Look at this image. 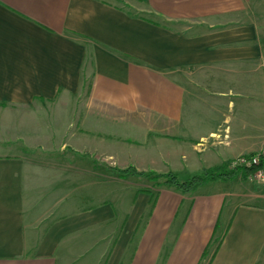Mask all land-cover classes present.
<instances>
[{"label":"crops","instance_id":"1","mask_svg":"<svg viewBox=\"0 0 264 264\" xmlns=\"http://www.w3.org/2000/svg\"><path fill=\"white\" fill-rule=\"evenodd\" d=\"M263 146L264 0H0V264H264L262 188L117 172Z\"/></svg>","mask_w":264,"mask_h":264},{"label":"trees","instance_id":"2","mask_svg":"<svg viewBox=\"0 0 264 264\" xmlns=\"http://www.w3.org/2000/svg\"><path fill=\"white\" fill-rule=\"evenodd\" d=\"M229 163L230 161L228 160L218 166L205 168L199 173L193 174L191 177H188L185 180H179L177 173L172 171H169L165 174H156L155 172H138L135 168L128 167L123 170H117V172H119L120 175H123L124 173L131 171L132 174L143 175L146 178L152 179V181L157 182L155 184L160 187H172L179 192L189 193L195 191L199 186H203L205 184H208L209 182H213L216 180H233L239 175L247 178L253 172L252 169H245L240 167L230 168ZM160 177L164 178V180L158 182L157 179ZM140 191L149 192L151 194L153 193L151 190L147 189H140Z\"/></svg>","mask_w":264,"mask_h":264},{"label":"rangeland","instance_id":"3","mask_svg":"<svg viewBox=\"0 0 264 264\" xmlns=\"http://www.w3.org/2000/svg\"><path fill=\"white\" fill-rule=\"evenodd\" d=\"M87 85H88V82L85 83V86H84V90H83V95H81V97H75L73 100H71V103H80V102H84L83 100H85L86 98V93H87ZM76 114V113H75ZM74 114L70 115V119H76V116L73 117ZM18 147H21V149H19ZM17 149L18 151L22 152L23 154H31V153H35V154H38V156L42 157V156H45V152L46 151H51V150H45L44 148H41V146H38V147H33V148H29L27 145L25 144H22V145H18ZM54 152H52L54 155H53V160L55 163H59V166H61V164H64V165H67L68 163H72L73 160L71 157H62L61 156V153H70L71 150L70 149H67V148H64L63 150L61 149H54L53 150ZM59 153V154H58ZM230 161V160H229ZM104 167H107L105 164H102ZM138 171V170H137ZM138 172H153V171H138ZM169 172V171H168ZM196 172H200V171H196ZM156 174H165L167 172H155ZM119 176L121 177H125L128 181H131L133 183H136L138 186L137 187H141V188H149V189H158V188H162L158 185H156L155 181H152V179L150 178H146L144 177L143 175H135V174H132L131 171H128L126 173H124L123 175H120V173L118 172ZM178 175V179L179 180H185L187 179L188 177H191L192 175H188V174H185V173H182L180 172ZM237 182L245 185V186H255V187H260L264 190V185H261V184H258L254 179H252L251 177H247V178H244L242 177L241 175H239L237 177ZM158 182H161L164 180V178L160 177L157 179ZM155 192V191H154Z\"/></svg>","mask_w":264,"mask_h":264},{"label":"built area","instance_id":"4","mask_svg":"<svg viewBox=\"0 0 264 264\" xmlns=\"http://www.w3.org/2000/svg\"><path fill=\"white\" fill-rule=\"evenodd\" d=\"M230 168L252 169L249 177L258 184L264 185V146L251 154H243L230 160Z\"/></svg>","mask_w":264,"mask_h":264}]
</instances>
